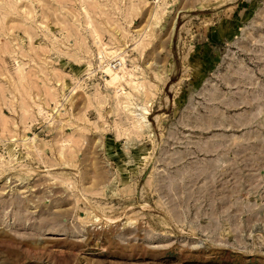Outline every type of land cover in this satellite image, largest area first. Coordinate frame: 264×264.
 I'll use <instances>...</instances> for the list:
<instances>
[{
  "label": "rangeland",
  "instance_id": "rangeland-1",
  "mask_svg": "<svg viewBox=\"0 0 264 264\" xmlns=\"http://www.w3.org/2000/svg\"><path fill=\"white\" fill-rule=\"evenodd\" d=\"M0 264H264V0H0Z\"/></svg>",
  "mask_w": 264,
  "mask_h": 264
},
{
  "label": "bare ground",
  "instance_id": "bare-ground-1",
  "mask_svg": "<svg viewBox=\"0 0 264 264\" xmlns=\"http://www.w3.org/2000/svg\"><path fill=\"white\" fill-rule=\"evenodd\" d=\"M160 7V6H159ZM158 15H159V12H158ZM140 44V43H139ZM116 50H113L111 52H109V55H113V53L115 52ZM103 54V53H102ZM106 58V57H105ZM121 60H122V63L120 66L118 67H111V66H107L105 68V71L106 73L109 75V77L111 78L109 80V84L110 85H113V84H120L119 81L122 77H124L126 71H125V66H124V62H125V59L124 57L122 56L121 57ZM129 73V72H128ZM131 75V73H129V76ZM133 76V75H131ZM137 80V79H136ZM143 82V81H142ZM142 82H135L133 79L127 81V83L130 84V86H133L135 88V90H137V92H139V94L141 95V98H143V95L145 94V92L147 93V91H144V94L142 93V89H141V86L143 85ZM137 84V85H135ZM148 84V83H147ZM144 87V86H143ZM123 94H126L127 93H123ZM116 96H119V92L116 93ZM128 96V99L129 100H133V98L130 96V95H127ZM135 99V98H134ZM130 103V102H129ZM124 104V103H123ZM135 116V115H134ZM138 118V117H137ZM132 127V126H131ZM137 129V128H136Z\"/></svg>",
  "mask_w": 264,
  "mask_h": 264
}]
</instances>
